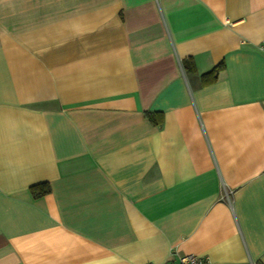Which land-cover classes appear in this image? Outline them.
Here are the masks:
<instances>
[{
    "label": "crops",
    "instance_id": "1",
    "mask_svg": "<svg viewBox=\"0 0 264 264\" xmlns=\"http://www.w3.org/2000/svg\"><path fill=\"white\" fill-rule=\"evenodd\" d=\"M262 43L264 0H0V264H264Z\"/></svg>",
    "mask_w": 264,
    "mask_h": 264
},
{
    "label": "trees",
    "instance_id": "2",
    "mask_svg": "<svg viewBox=\"0 0 264 264\" xmlns=\"http://www.w3.org/2000/svg\"><path fill=\"white\" fill-rule=\"evenodd\" d=\"M182 64L185 70L190 71L194 70V63L190 58L182 60ZM223 64L220 63L213 67L210 71L202 74V81L204 83L213 82L217 79L219 71L222 69ZM146 117L154 124L161 125L163 119L161 114H153L150 112H146ZM30 190L35 197L42 196L50 192V186L47 182H42L38 184H34L30 187Z\"/></svg>",
    "mask_w": 264,
    "mask_h": 264
},
{
    "label": "built area",
    "instance_id": "3",
    "mask_svg": "<svg viewBox=\"0 0 264 264\" xmlns=\"http://www.w3.org/2000/svg\"><path fill=\"white\" fill-rule=\"evenodd\" d=\"M260 49L264 50V43L260 45ZM143 264H154L152 262H146ZM160 264H213L210 258L206 255H196V254H183L178 257V261L176 263H171L165 261Z\"/></svg>",
    "mask_w": 264,
    "mask_h": 264
}]
</instances>
